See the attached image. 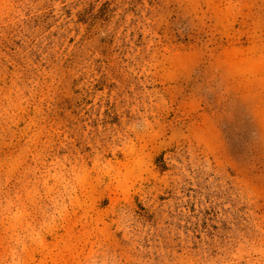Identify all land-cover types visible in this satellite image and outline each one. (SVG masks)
<instances>
[{
	"label": "rangeland",
	"instance_id": "rangeland-1",
	"mask_svg": "<svg viewBox=\"0 0 264 264\" xmlns=\"http://www.w3.org/2000/svg\"><path fill=\"white\" fill-rule=\"evenodd\" d=\"M0 264H264V0H0Z\"/></svg>",
	"mask_w": 264,
	"mask_h": 264
}]
</instances>
